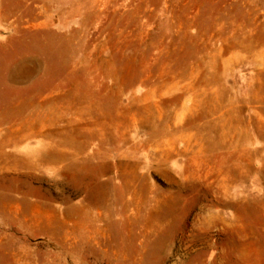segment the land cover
Listing matches in <instances>:
<instances>
[{
    "label": "rangeland",
    "instance_id": "obj_1",
    "mask_svg": "<svg viewBox=\"0 0 264 264\" xmlns=\"http://www.w3.org/2000/svg\"><path fill=\"white\" fill-rule=\"evenodd\" d=\"M0 264H264V0H0Z\"/></svg>",
    "mask_w": 264,
    "mask_h": 264
},
{
    "label": "crops",
    "instance_id": "obj_2",
    "mask_svg": "<svg viewBox=\"0 0 264 264\" xmlns=\"http://www.w3.org/2000/svg\"><path fill=\"white\" fill-rule=\"evenodd\" d=\"M67 222H70V221H67ZM48 224H52L50 217L48 218Z\"/></svg>",
    "mask_w": 264,
    "mask_h": 264
}]
</instances>
